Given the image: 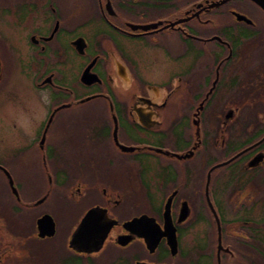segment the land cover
Segmentation results:
<instances>
[{
    "label": "flooded vegetation",
    "instance_id": "1",
    "mask_svg": "<svg viewBox=\"0 0 264 264\" xmlns=\"http://www.w3.org/2000/svg\"><path fill=\"white\" fill-rule=\"evenodd\" d=\"M8 123L0 264H264V0H0Z\"/></svg>",
    "mask_w": 264,
    "mask_h": 264
},
{
    "label": "rangeland",
    "instance_id": "2",
    "mask_svg": "<svg viewBox=\"0 0 264 264\" xmlns=\"http://www.w3.org/2000/svg\"><path fill=\"white\" fill-rule=\"evenodd\" d=\"M21 82V81H19ZM9 101H12L8 99ZM10 104V102H8ZM10 108V107H9ZM7 108V110L9 109ZM8 117L15 116V112L12 110H8ZM5 134H7V137L5 141H0V164L6 165L8 168L16 170L19 169L20 164L17 159H15L14 156L11 155L12 147L15 143L14 137H15V129L12 128V124L8 123V128L3 129ZM75 211V208H72V211Z\"/></svg>",
    "mask_w": 264,
    "mask_h": 264
}]
</instances>
